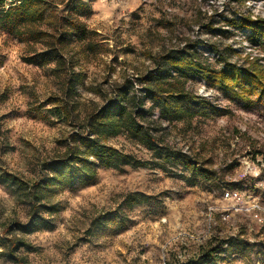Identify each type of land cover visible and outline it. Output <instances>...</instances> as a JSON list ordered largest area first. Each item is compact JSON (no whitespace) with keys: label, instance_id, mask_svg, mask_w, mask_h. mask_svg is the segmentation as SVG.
I'll list each match as a JSON object with an SVG mask.
<instances>
[{"label":"rangeland","instance_id":"rangeland-1","mask_svg":"<svg viewBox=\"0 0 264 264\" xmlns=\"http://www.w3.org/2000/svg\"><path fill=\"white\" fill-rule=\"evenodd\" d=\"M42 1L43 27L68 29L64 16L78 0ZM83 1L92 8L79 15L87 30L68 44L66 65L29 63L43 44L0 34V264H12L14 238L30 245L18 250L28 264H198L207 250L216 253L206 264H264V221L242 209L223 218L233 205L224 192L232 187L245 207L264 206V164L255 152L264 144V103L253 96L246 104L203 75L186 82L190 96L200 97V115L170 123L147 99L152 113L140 122L160 127V143L196 155L207 172L164 165L159 150L127 134L104 138L148 164L100 167L94 184L40 190V203L59 207L42 214L53 226L27 232L17 225L30 219L31 196L14 179L38 180L42 165L66 155L84 118L120 88L127 101L142 97L138 79L166 51L186 48L213 70L229 63L264 67V28L253 36L240 23L249 15L264 20V0ZM204 100L220 113H208ZM137 193L145 202L132 206L129 195Z\"/></svg>","mask_w":264,"mask_h":264},{"label":"trees","instance_id":"trees-1","mask_svg":"<svg viewBox=\"0 0 264 264\" xmlns=\"http://www.w3.org/2000/svg\"><path fill=\"white\" fill-rule=\"evenodd\" d=\"M91 10L90 3L78 0L64 16L69 20L68 29L59 23L51 31L43 27L46 23V8L42 0H0V34L4 33L29 45L43 44L41 51L32 50L28 62L38 66L55 63L60 67L66 65L65 51L70 41H73V37L82 39L87 30L86 23L79 15H87ZM230 20L231 24L236 23L234 19ZM240 23L243 28L250 29L253 36L260 34L259 28H264V20L255 19L251 15L243 17ZM194 49L195 46H191V50ZM198 60L199 58L186 48L166 51L157 59V66L138 79L142 97L134 95L127 101V89L120 88L116 97L108 99L104 105L84 118L83 123L79 125L80 130L73 134L74 145L66 155L42 165L45 173L38 180L28 185L14 179L20 182L22 187L28 188L31 196L30 219L25 225H17L27 232L50 229L53 226L42 214L57 212L59 207L56 204L40 203V190L74 188L78 183L94 184L100 167L120 168L126 164L139 167L148 164L147 161L137 160L108 145L104 138L127 134L149 149L159 150V158L163 160L164 165L181 166L194 175L202 171L207 172L208 170L204 169L205 162L196 155L160 143L156 136L157 132L162 130L160 127H152V123L144 126V123L140 122L142 119L146 123L147 116L152 113V109L145 106L146 100L151 99L160 109V117L170 123L197 117L202 111L195 100H200V97L190 96L186 90V82L192 75H203L210 85H217L246 104L253 96H257L259 102L264 103V67L253 62L248 66L229 63L220 70H213ZM204 104L208 113H220V109L210 102L205 101ZM255 152L262 157L264 164V144ZM262 172L264 174V169ZM211 175L214 178L217 173L212 171ZM129 199L132 206L145 202V196L139 193L130 194ZM9 243L12 264H28L26 257L18 254V250L22 247L30 248V245L20 238L10 239ZM214 253L215 250L204 251L197 263L210 262L215 258Z\"/></svg>","mask_w":264,"mask_h":264},{"label":"built area","instance_id":"built-area-1","mask_svg":"<svg viewBox=\"0 0 264 264\" xmlns=\"http://www.w3.org/2000/svg\"><path fill=\"white\" fill-rule=\"evenodd\" d=\"M237 187L231 188L224 192L223 198L228 201H231L233 205L225 208L224 210L225 215L223 216V218L226 220L228 218L227 213L233 209L235 210L242 209V210H245L251 213L253 217L259 220L260 222H263L264 218L262 215L264 214V206L260 205L259 203L254 202L253 205L245 207L243 204V196H242L241 190Z\"/></svg>","mask_w":264,"mask_h":264}]
</instances>
